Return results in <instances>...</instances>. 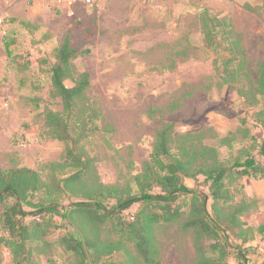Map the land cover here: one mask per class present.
<instances>
[{
  "label": "rangeland",
  "instance_id": "374dc122",
  "mask_svg": "<svg viewBox=\"0 0 264 264\" xmlns=\"http://www.w3.org/2000/svg\"><path fill=\"white\" fill-rule=\"evenodd\" d=\"M67 38L80 55L65 85L72 88L81 73L89 74L73 126L93 159L83 181L88 188L83 183L64 186L72 174L62 166L66 145L47 125L49 111L61 114L64 109L51 70L55 49ZM6 43H11V56ZM263 68L264 0H99L91 6L82 0H0V172H37L63 206L86 201L82 196L98 184L136 193L135 177L167 126L173 152L180 136L203 133V143L216 147L229 166L249 155L264 163L258 154L264 129L256 122L264 102L258 75ZM184 182L209 194L203 176ZM229 189L228 204H250L240 219L254 238L243 244L229 234L233 250L228 264H243L237 261V245L246 248L248 264H264V233L258 231L264 224V179L234 178ZM43 197L39 192L29 198L32 205H23L29 213L25 224L52 223L28 244L29 264H81L64 238L76 235L83 217L70 224L59 216L36 215L34 206ZM102 201L106 210L116 204ZM176 205L182 212L179 221L154 226L159 264H192L196 257L193 233L182 229L189 198ZM140 208L133 205L90 234L98 245L123 242L125 248L108 256L90 249L88 264H117L129 256L139 260L121 228ZM99 218L100 213L95 226ZM7 236L0 226V237ZM0 253L2 264H13L9 248L0 244Z\"/></svg>",
  "mask_w": 264,
  "mask_h": 264
},
{
  "label": "trees",
  "instance_id": "16d2710c",
  "mask_svg": "<svg viewBox=\"0 0 264 264\" xmlns=\"http://www.w3.org/2000/svg\"><path fill=\"white\" fill-rule=\"evenodd\" d=\"M10 47L11 43L5 44L8 56L12 55ZM54 55L56 63L51 70V83L55 93L61 98L64 109L61 114L49 111L47 125L52 129L53 137L66 145L62 166L70 169L72 174L63 180V184L70 189L75 183H83L93 169V159L80 146L82 137L73 133L78 102L84 98L90 82L89 74L84 72L74 81V87L65 85V80L73 78L72 63L80 55L71 47L68 38L55 49ZM258 75L264 97V68ZM245 97L249 99L248 92H245ZM256 122L264 129V102L256 113ZM170 131L171 126H167L158 132L149 161L143 172L135 177L136 193L98 184L94 190L82 196L86 201L63 206L37 172L29 168L0 172V226L8 235L0 237V244L11 250L13 264H29L28 244L38 239L37 233L52 225L51 222L45 225L37 222L24 223L29 213L24 210L23 205H32L29 198L39 192L44 197L34 206L38 209L36 215L44 214L51 220L59 216L70 224H75L78 216L83 217L76 235L64 238L69 251L79 256L81 264H88L90 249L108 256L114 250L125 248L123 242L98 245L89 237L94 231L97 232L99 225L114 220L135 204L140 205V210L128 218V223L123 224L121 230L123 239L131 242L138 252L139 260L129 256L125 262L117 264H159L154 226L181 219L182 212L176 203L182 197L189 198L190 201L188 219L182 224V229L193 233L196 257L192 264H228V257L233 250L229 234L240 239L243 244L254 238L250 237L252 229L240 219L249 210L250 204L245 201L236 205L228 204L232 201L229 185L234 178L264 179V163L249 155L244 160L237 158L229 166L222 161L216 147L203 143V133L180 136L176 140L180 142L177 151L173 152ZM223 142L224 140L220 143ZM258 154L264 157V142ZM199 176H203L209 184V194L191 189L184 182V179H196ZM83 184V188L89 187ZM155 189L158 191L155 192ZM103 199H114L116 204L106 210ZM210 200L212 204L209 206ZM99 213L100 218L95 226V215ZM258 231L264 233V224ZM240 247L242 246H235L237 261L248 264L247 250Z\"/></svg>",
  "mask_w": 264,
  "mask_h": 264
},
{
  "label": "built area",
  "instance_id": "2783aa9c",
  "mask_svg": "<svg viewBox=\"0 0 264 264\" xmlns=\"http://www.w3.org/2000/svg\"><path fill=\"white\" fill-rule=\"evenodd\" d=\"M97 1L99 0H82V2L87 6L94 5Z\"/></svg>",
  "mask_w": 264,
  "mask_h": 264
},
{
  "label": "crops",
  "instance_id": "0c3cea01",
  "mask_svg": "<svg viewBox=\"0 0 264 264\" xmlns=\"http://www.w3.org/2000/svg\"><path fill=\"white\" fill-rule=\"evenodd\" d=\"M248 258V257H247Z\"/></svg>",
  "mask_w": 264,
  "mask_h": 264
}]
</instances>
